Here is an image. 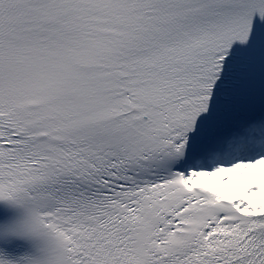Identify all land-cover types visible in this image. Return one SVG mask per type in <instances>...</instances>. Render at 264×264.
Masks as SVG:
<instances>
[{
	"label": "snow or ice",
	"instance_id": "snow-or-ice-1",
	"mask_svg": "<svg viewBox=\"0 0 264 264\" xmlns=\"http://www.w3.org/2000/svg\"><path fill=\"white\" fill-rule=\"evenodd\" d=\"M0 264H264V0H0Z\"/></svg>",
	"mask_w": 264,
	"mask_h": 264
}]
</instances>
